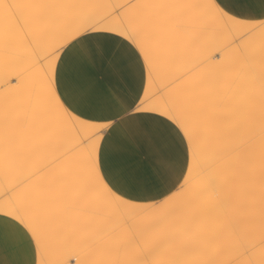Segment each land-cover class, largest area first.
Wrapping results in <instances>:
<instances>
[{
  "label": "snow or ice",
  "instance_id": "1",
  "mask_svg": "<svg viewBox=\"0 0 264 264\" xmlns=\"http://www.w3.org/2000/svg\"><path fill=\"white\" fill-rule=\"evenodd\" d=\"M0 79V264H264V0H0Z\"/></svg>",
  "mask_w": 264,
  "mask_h": 264
},
{
  "label": "bare ground",
  "instance_id": "2",
  "mask_svg": "<svg viewBox=\"0 0 264 264\" xmlns=\"http://www.w3.org/2000/svg\"><path fill=\"white\" fill-rule=\"evenodd\" d=\"M258 23H259V21H242L241 22V26L243 28H247V27L251 26L252 24H258ZM201 71H203V69ZM171 75H172L171 72H165L164 74H162L161 81H160L161 86H163V84L166 83L167 80L171 78ZM4 83H5V81L3 79H0V86H2ZM87 114L88 115H93V114H99V113H87ZM133 114H135V113H133ZM113 138H114V142H116V143L124 141V136H123L122 132L119 129L114 130ZM38 163H39V160L37 159V160H34V161L30 162L29 166H32V165H35V164H38ZM130 194H134V193H130ZM151 194L154 195V196H159L160 195V193H158V192H152ZM260 241H261V237L257 233L255 235L247 237L243 241V243H244L245 246L255 245V246H257V249H258L259 245H260ZM240 259L242 260L243 257L241 256Z\"/></svg>",
  "mask_w": 264,
  "mask_h": 264
}]
</instances>
